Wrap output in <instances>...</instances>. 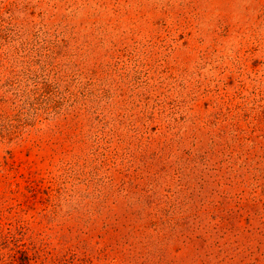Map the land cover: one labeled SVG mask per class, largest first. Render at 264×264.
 Returning a JSON list of instances; mask_svg holds the SVG:
<instances>
[{
	"label": "rangeland",
	"instance_id": "obj_1",
	"mask_svg": "<svg viewBox=\"0 0 264 264\" xmlns=\"http://www.w3.org/2000/svg\"><path fill=\"white\" fill-rule=\"evenodd\" d=\"M0 264H264V0H0Z\"/></svg>",
	"mask_w": 264,
	"mask_h": 264
}]
</instances>
